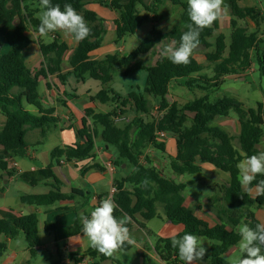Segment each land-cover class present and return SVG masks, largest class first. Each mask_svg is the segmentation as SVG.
I'll return each instance as SVG.
<instances>
[{
    "label": "trees",
    "instance_id": "obj_1",
    "mask_svg": "<svg viewBox=\"0 0 264 264\" xmlns=\"http://www.w3.org/2000/svg\"><path fill=\"white\" fill-rule=\"evenodd\" d=\"M90 1L118 14V19L114 21L116 46H120L126 37L134 36L144 22L149 20L150 15L153 20L159 21L162 18L160 10L163 0H51L53 5L59 4L62 10L65 3H70L91 29L90 35L80 41L70 57L72 74L79 82H85L87 75L100 82L104 88L94 100L101 104L116 105L114 111L105 114L86 110L78 132L80 141L73 146L54 149L51 153L53 163L58 165L61 160H65L66 163L77 164L92 159L96 140L100 136L105 145L116 151L113 164L118 168L123 165L131 168L125 179L114 181L116 192L113 199L118 206L114 215L117 218L119 214L133 218L141 212L146 220H153L158 216L156 204L161 203L167 221L184 227L177 238L190 233L210 240L214 242L210 264H229L224 256L239 244L241 237L236 228L240 221L245 219L246 224L255 228L260 222L251 209L264 206V195L253 197L241 187L236 167L240 160L261 152L259 146L264 139V105L259 103L255 109H246L242 102L231 97L211 101L209 93L220 89L229 77H243L247 72L254 71L255 67L264 77V47L261 46L264 41L257 32L249 33L239 25V21L251 20L258 26L261 18L264 20L261 11L255 7H241L239 2L245 0H227L231 12V43L227 44L226 36L222 33L217 35L214 44L210 42L220 30L219 20L212 27L203 29L199 37L200 45L196 50L215 49L205 53L207 64L200 63L192 54L187 65H176L162 57L154 66L147 67L138 62L140 56L154 51L157 46L166 42H172L174 47L179 46L180 37L187 30L185 25L191 22L187 2L166 0L181 9L179 19L169 32L153 28L130 54L122 57L118 54L107 55L104 60L95 61L91 59V54L101 49L107 29L105 21L87 9ZM36 2L37 8L32 9L26 6V0H0V35L9 47L8 52L0 56V114L6 119L0 130V171L8 174L9 159L25 158L28 154V130L41 129L44 138L46 130L59 123V118L53 116V109L42 108L40 81L50 75L56 76L62 83L67 81L62 66L69 47L57 35H53L49 44L40 43L44 58L41 69L33 72L27 67L24 52L31 44L28 32L33 29L39 33L40 20L36 18V14L40 10V3L39 0ZM140 9L146 14L142 15ZM114 66L125 69L123 76L137 70L146 71L148 76L144 91L122 96L110 89L111 70ZM205 72L212 76L204 74ZM174 84L185 87L190 92L202 91L204 95L184 105L170 103L167 97ZM150 98L158 102L154 111ZM26 104L35 107L40 115L30 113ZM129 111L146 116L147 121L137 117L133 121H126L122 126L115 123L114 118L125 117ZM231 113L238 117L239 149L234 144L236 137L214 125L216 118H226ZM189 121L191 124L187 126ZM134 132L136 134L133 138ZM159 132L173 136L177 142V155L170 162L172 175L180 177L200 174V164L212 165L229 174L230 183L220 188V194L227 208L224 214L228 215L231 230L220 215L218 217L222 223L210 227L186 207L184 192L194 183L178 182L171 176H165L161 170L151 167L147 158L149 165L142 163L141 158L148 148L165 152L164 141L158 140ZM54 164L20 174V179L33 187L45 181L53 182L52 189L47 194L22 196L23 204L51 207L61 202L75 201L77 196L87 200L89 193L84 195L79 190H73L70 194L62 192L63 183L53 171ZM90 169L84 168L82 173ZM261 179L264 176L258 175L251 187L254 189ZM55 228L56 225L46 230ZM20 232L25 237L31 257H37V248L41 246L40 220L37 214H30L0 219V262L8 249L7 241L1 240V237L13 239ZM81 232L82 225L78 218L70 228V234L74 236ZM127 248L125 244L123 249ZM155 250L167 264H184L179 260L178 249L172 247L170 238L159 239ZM68 258L74 264H84L86 258L91 261L87 264H102L111 257L90 248L83 255L72 254Z\"/></svg>",
    "mask_w": 264,
    "mask_h": 264
},
{
    "label": "crops",
    "instance_id": "obj_2",
    "mask_svg": "<svg viewBox=\"0 0 264 264\" xmlns=\"http://www.w3.org/2000/svg\"><path fill=\"white\" fill-rule=\"evenodd\" d=\"M36 1L37 0H26V6L36 9ZM242 2L244 1L239 2V5L241 7H245L243 6ZM225 5H227L229 8V3L227 0H225ZM162 7L170 8L173 11L179 9L172 6L166 0H163ZM87 9L95 12L101 19L105 21L104 24L106 29L109 27L115 32L114 21L118 19V14L116 12L106 7L98 6V4L94 1L89 2ZM40 10L42 9L40 8ZM40 10L38 13L41 12ZM38 13L36 14V18ZM152 18L153 17L150 15L149 20L146 21V23L152 22ZM219 22V31L222 33L221 19H219ZM140 28L137 30V32H139ZM152 30L153 27L151 26L149 32L145 31V37H147ZM53 35H57L60 40L66 43L69 47L68 52L64 56V63L62 66L63 74L67 75V81L62 83L56 76L50 75L47 79H42L40 81L39 95L42 108L44 110L53 109V116L59 118V123L56 127L48 128L44 138L42 137L41 129L28 130L26 134V142L29 145L27 156L25 158L9 159L8 163L10 174L0 171V219H12L25 215L37 214L40 220V230L43 229L45 236L49 237L48 233L54 234V239L46 245L42 244L43 241L40 238L41 246L37 248L38 255L36 258H33V261H28L24 258L20 260L18 264H74L68 258L69 255H83L91 247L89 246L87 237H85L82 232L78 235L72 236L70 234V228L76 224L78 218H80L81 215H90V212L106 196L111 195L113 197L114 193H112V191L115 189L114 181H121L125 179L131 172V168L126 165L118 168L113 164L116 151L115 149L105 145L104 142L99 143V138H101L100 136L96 140V148L93 152L94 157L92 159L77 164L66 163L65 160H61V163L58 165L53 163L51 153L54 149L73 146L78 141H80L78 132L81 129V120L85 117L86 110H93L96 113H101L99 112V102L94 100V97L98 93L96 94L88 89L80 90L79 88L73 89L72 86L68 87L69 78L74 76L72 74L73 68L70 65V57L73 51L78 47L80 41H75L74 38L65 36V34L60 31L50 32L46 38L45 35L41 36L39 33L31 29L28 32V37L31 40V44L24 52L27 67L33 72L41 69L42 64L44 63V58L40 50V43H51L53 40ZM123 43H125V41H123L119 46V52L124 51V48L122 47ZM7 46L8 45L6 44L4 37L0 35V56L8 52L6 51ZM164 46L165 45H163V47ZM102 48L103 45L100 50L91 54L92 60L102 61L107 55L117 54L114 51L115 49H113L110 50V54L101 56L99 52H101ZM199 62L206 64L201 61ZM234 77L235 76L229 78ZM243 77H245V75ZM112 105L114 107L113 109H115L116 105ZM26 109L35 116L40 115L39 111L33 106L26 104ZM138 118L142 119V115H139ZM226 118H231V114ZM5 120V117L0 114V130L4 126ZM127 120L132 121L130 118H127ZM234 121L238 122V119L236 118ZM98 130L101 132L100 129ZM135 134L136 132H134L133 138L135 137ZM168 136L169 137L167 140L164 141L166 145L165 152L158 150L162 154L161 156H158L156 154L157 149L148 148L145 150L144 155L141 158L142 163L144 165H149L148 162H146L147 158V160L150 162V166L161 170L165 176H171L172 179L178 180V182L194 183L189 185L184 192L186 207L192 210L199 219L206 222L210 227H214L217 224L222 223L218 217V215H220L223 218L224 223L227 224V228L231 230L228 215L224 214L227 208L224 205L220 194V188L222 186L229 185L230 177H223L222 175L215 176L216 179L211 183L212 186L207 188V190H203L195 189L199 181H201L199 178H197V176L204 174V172H206L208 175H215L216 169H214L215 167L213 168L212 165L205 167L208 164H200L202 171L200 174L194 176L185 175L177 177L172 175L170 170V162L171 159L177 155V142L173 136ZM263 144L264 139L261 145ZM52 164H54L53 171L55 175L63 183L62 192L64 194H70L73 190H79L84 195H88L89 193L90 196H87L89 199L87 198L86 200L77 196L75 201L61 202L51 207H36L23 204L21 202L22 196L47 194L51 191V185L53 182L45 181L33 187L27 182L21 180L20 174L43 169ZM84 168L91 169L86 173H82V169ZM12 188H17L18 190V192L14 195H11L12 190H14ZM198 194L203 197L207 196L208 201L206 203L200 202ZM251 195L253 197H257L255 191L251 192ZM218 204L219 209H216ZM253 212L255 213L257 220L260 223H264V206L262 208L254 207ZM156 213L158 215L157 218L153 220H146L140 212L131 218V223L126 225V227L129 229L130 236L134 240V243H126L128 248L121 249L126 254L125 256H122L124 264H167L158 255L155 250V246L159 239H169L173 234H178L177 236H179L183 232L184 227L182 225H173L167 221L165 217L164 206L161 203L156 204ZM124 215L125 214H119L118 219ZM60 218L61 220L66 219L65 222H62L63 225L60 226V229L58 226L55 228V230H46L48 228L51 229V227L55 225L54 223L56 221L58 222ZM154 220H159L162 224L157 226L153 223ZM242 224H246L245 219H242L236 228L238 232V229ZM61 227H63L64 230L66 227L67 231H62L61 234H59L61 236L58 238V233L60 232ZM2 238L4 237H1V240ZM49 238H51V236ZM153 238L155 241H153ZM4 240L7 241L8 246V243L12 240V238ZM201 240L203 241L202 246L205 247L207 251L203 259L201 261L194 262V264H210L211 247L214 242L205 238H201ZM236 252H238V245L229 250L228 253L225 254L224 258L231 257ZM3 261V264H14L17 261L16 254L5 260L3 259ZM90 262L91 261L86 258L84 264ZM102 264L122 263L113 261V257L111 256L110 260H107Z\"/></svg>",
    "mask_w": 264,
    "mask_h": 264
},
{
    "label": "clouds",
    "instance_id": "obj_3",
    "mask_svg": "<svg viewBox=\"0 0 264 264\" xmlns=\"http://www.w3.org/2000/svg\"><path fill=\"white\" fill-rule=\"evenodd\" d=\"M42 11L39 15L40 24L38 32L41 36L50 32H63L65 36L75 41L86 39L91 29L84 17L70 4L65 3L63 10L59 4L53 5L51 0H39ZM190 23L180 37L179 46L165 45L161 55L168 58L173 64L187 65L190 58L200 45V34L205 28L226 16L228 7L225 0H187ZM240 185L247 192L255 191L257 196L264 195V179L258 181L253 189L252 182L258 175L264 176V151L247 156L236 165ZM145 184L147 181L144 182ZM111 195L102 199L90 212V215H81L82 233L87 237L89 246L99 253L111 257L127 244H133L127 224L131 218L124 215L117 218L114 213L117 209ZM178 234L171 236V245L178 249V257L184 264H194L201 261L207 249L203 241L195 234H185L177 238ZM241 237L238 247L240 255L231 258L229 264H264V223H257L255 228L248 224L239 227Z\"/></svg>",
    "mask_w": 264,
    "mask_h": 264
},
{
    "label": "rangeland",
    "instance_id": "obj_4",
    "mask_svg": "<svg viewBox=\"0 0 264 264\" xmlns=\"http://www.w3.org/2000/svg\"><path fill=\"white\" fill-rule=\"evenodd\" d=\"M187 1V0H184ZM97 3V2H95ZM98 6H101L99 3H97ZM243 6L245 7H256L261 11L262 17H264V0H246L242 2ZM141 13L146 14L142 9ZM42 11V10H40ZM180 8L176 11H173L170 8L162 7L160 10V15L161 19L158 20H153L150 23L144 22V24L141 26L139 32H137L134 36H128L125 38V43H123L122 47L124 48V51L119 52V46H116L114 43V40L116 38L114 30L110 29L107 27V34L105 36L104 42H103V48L99 54L101 56H106L107 54H110V50L115 49L114 51L119 55V56H126L132 51L137 48V46L140 45V43L146 38L145 37V31L149 32L150 27L152 26L153 28H157L161 30L164 33H167L171 30L173 25L177 22L180 16ZM40 13H38L37 18L39 19ZM230 17H231V12L230 8H228V13L226 16L221 18L222 21V33L226 36V42L229 45L231 43V34L232 30L230 27ZM240 26L243 28H246L249 33H254L257 32L260 38L264 41V20H262L257 26L255 23H253L251 20H244V21H239ZM220 33L218 31L213 39L210 40L212 44L215 42V38L217 35ZM46 38L48 37V34L45 35ZM49 39V38H48ZM163 45H173L172 42H166L164 44H161L157 46L154 51L142 55L139 57L138 62H142L145 66L151 67L156 64L157 60L164 57L161 55V51L164 48ZM262 47H264V42L261 44ZM9 50V47L7 46L6 51ZM215 49L211 48L209 50H204V49H199L195 50L193 52L194 57H196L199 61L204 62L207 64L205 60V53L206 52H213ZM125 71V69H120L116 66H114L111 70V76H112V82L109 85V88L112 89L114 92L122 95V96H127L131 92H143L146 83H147V72L143 70H137L129 73L126 76H123L122 73ZM207 74L208 76H212L210 73H204ZM72 86L73 89L79 88L80 90L88 89L91 90L94 93H99L104 87L102 84L98 81H95L91 79L88 75L86 77L85 82H79L74 76H71L69 78V85L68 87ZM67 87V88H68ZM69 89V88H68ZM204 95V92L202 91H193L190 92L187 90L185 87H182L178 84H174V86L170 90V94L168 95L167 99L170 103H178L180 105H184L190 100H194L195 98L201 97ZM211 101H216L220 98L223 97H231L239 100L240 102L243 103L246 109L250 108H257V105L259 103L264 105V77H262L258 71V68L255 67L254 71L247 72L245 74V77H234V78H228L224 82V84L221 86L220 89L211 91L209 93ZM151 108L152 110L155 109L158 106V102L151 99ZM112 104H101L99 103V112L101 113H107V112H112L114 111ZM154 111V110H153ZM139 115L142 114H137L134 111H129V113L125 116L126 118H130L132 121L134 120L135 117H139ZM235 117V118H234ZM238 119L236 114L231 113V118H216L214 121V125L220 126L226 131H228L231 135L236 137V140L234 142L236 148L239 149V143H238V136L240 132V126L237 121H234V119ZM142 119L147 121V117L142 115ZM190 121L187 123V126H190ZM119 125H124V124H119ZM169 136H167L164 141L167 140ZM99 143H103V140L99 138ZM261 151H264V144L260 146ZM156 154L158 156H161V152L156 150ZM163 159V158H161ZM205 167H209V164ZM212 167V166H211ZM214 168V167H213ZM216 169V168H214ZM169 174V172H168ZM222 175L223 177H230L229 174L222 172L218 169H216V174L215 175H208L206 172L204 174H200L197 176L201 181H199L197 187L195 189H203L207 190V188L212 186V182L216 179L215 176ZM11 195H14L18 192L17 188H12ZM199 200L202 203H206L208 201V197L201 196L198 194ZM216 209H219V204L216 206ZM254 208L252 209V211ZM58 220V219H57ZM66 219H59V221L55 222L54 224L56 225V228L59 226H62V222H65ZM155 225L160 226L162 223L159 220H154L153 222ZM53 224V225H54ZM239 230V229H238ZM62 231H67V228L65 227V230L63 227H61L60 232L58 233V238L59 234H61ZM45 232L40 230L39 236L42 239V244H48L51 240L54 239V234L53 233H48L49 237H46ZM132 238V237H131ZM5 238H2L4 240ZM153 241L155 239L153 238ZM27 243L25 240V237L22 232L19 233V235L15 238H13L9 243H8V249L3 257V259L10 258L16 254L17 261L14 264H18V262L22 259H27L28 261H33V258L31 257L29 251H27ZM118 254V255H117ZM125 252L123 250H119L116 252L112 257L113 261H118L124 264L123 257L125 256ZM240 255L239 253V247H238V252H236L233 256L231 257H226L225 259L229 262L231 258H234L236 256ZM3 259L0 262V264H3Z\"/></svg>",
    "mask_w": 264,
    "mask_h": 264
},
{
    "label": "built area",
    "instance_id": "obj_5",
    "mask_svg": "<svg viewBox=\"0 0 264 264\" xmlns=\"http://www.w3.org/2000/svg\"><path fill=\"white\" fill-rule=\"evenodd\" d=\"M114 121H115L116 124H120V123H125L128 120H127L126 117L122 116V117L114 118ZM157 135H158V140H160V141H164V139L168 136V134L164 133V132H159ZM115 192H116V189H114L112 191V193H115Z\"/></svg>",
    "mask_w": 264,
    "mask_h": 264
}]
</instances>
